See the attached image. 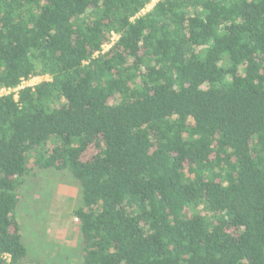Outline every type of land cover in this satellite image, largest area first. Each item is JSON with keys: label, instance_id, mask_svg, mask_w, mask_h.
I'll use <instances>...</instances> for the list:
<instances>
[{"label": "trees", "instance_id": "obj_1", "mask_svg": "<svg viewBox=\"0 0 264 264\" xmlns=\"http://www.w3.org/2000/svg\"><path fill=\"white\" fill-rule=\"evenodd\" d=\"M152 1L0 0V264L53 168L75 264H264V0Z\"/></svg>", "mask_w": 264, "mask_h": 264}, {"label": "rangeland", "instance_id": "obj_2", "mask_svg": "<svg viewBox=\"0 0 264 264\" xmlns=\"http://www.w3.org/2000/svg\"><path fill=\"white\" fill-rule=\"evenodd\" d=\"M42 79L34 77L24 85H34ZM79 201V186L65 170H36L27 179L15 211L31 256L44 264H75L80 233L72 211L79 206Z\"/></svg>", "mask_w": 264, "mask_h": 264}, {"label": "built area", "instance_id": "obj_3", "mask_svg": "<svg viewBox=\"0 0 264 264\" xmlns=\"http://www.w3.org/2000/svg\"><path fill=\"white\" fill-rule=\"evenodd\" d=\"M28 82V81H27ZM27 82H23V84L22 85H24V83H27ZM26 85H29V84H26ZM22 87V86H21ZM3 92H7L6 90H4V89H2L1 91H0V93H3Z\"/></svg>", "mask_w": 264, "mask_h": 264}]
</instances>
